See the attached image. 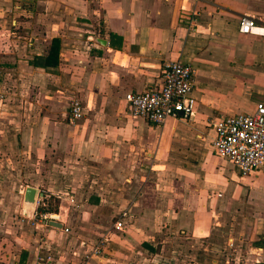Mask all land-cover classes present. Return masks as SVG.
Returning a JSON list of instances; mask_svg holds the SVG:
<instances>
[{"label": "crops", "instance_id": "obj_1", "mask_svg": "<svg viewBox=\"0 0 264 264\" xmlns=\"http://www.w3.org/2000/svg\"><path fill=\"white\" fill-rule=\"evenodd\" d=\"M175 60L194 116L133 117L126 96ZM0 73V110L24 105L0 128V264L264 263V168L213 149L221 116L264 103V0H0ZM27 187L59 200L62 228L15 224Z\"/></svg>", "mask_w": 264, "mask_h": 264}, {"label": "built area", "instance_id": "obj_2", "mask_svg": "<svg viewBox=\"0 0 264 264\" xmlns=\"http://www.w3.org/2000/svg\"><path fill=\"white\" fill-rule=\"evenodd\" d=\"M257 21L252 17H242L239 31L255 34ZM194 88L193 68L180 61H170L164 65L161 86L131 93L126 96L133 117L143 118L149 123L162 126L170 118H191L195 114L196 100L192 95ZM84 117V107L78 99H72L68 121L75 125ZM215 139L213 149L216 155L231 162L242 175H250L264 168V103H258L251 113L221 116L214 124ZM36 200V205L39 204ZM27 218L28 212L24 213ZM43 224L59 221V213L40 215ZM122 222L115 223L122 228ZM68 231V230H66ZM33 264H52L50 255L39 256Z\"/></svg>", "mask_w": 264, "mask_h": 264}, {"label": "rangeland", "instance_id": "obj_3", "mask_svg": "<svg viewBox=\"0 0 264 264\" xmlns=\"http://www.w3.org/2000/svg\"><path fill=\"white\" fill-rule=\"evenodd\" d=\"M4 94H5V92H2V89H1V91H0V100H1V97ZM73 99H75V98H73ZM7 106L8 107H7L6 110H3L2 108L0 110V113H1L0 114V117H1L0 118V128L1 129H3L5 127V123H3V122L7 123L8 121H10V119L11 120H16L15 118H17V116L21 112L22 107L24 105L18 103L17 101L7 100ZM69 107H70V104H69ZM18 110H20V112L17 113ZM68 113H69V110H68ZM12 123L14 124L15 122H12ZM8 125H10V124H8ZM14 158L18 159V156H14ZM9 159L10 160L12 159V155L10 153H1L0 152V161L4 160L6 163L11 164ZM37 200L40 201L39 204H37V205L35 204L32 207L25 206V203H23V207L20 208L18 214L16 216H14V218L18 222V223H15V224L20 225V226L36 227V225L38 223H42V221H41L42 218L40 217V215H43V214H46V213H59L58 209L56 211L55 210L54 211L41 210V208H43V207H45V208L50 207L52 209H55L57 204H58V208H59V202L57 203V201H55V197H54L53 200H48V201L46 200L49 203L45 202L44 198H41V197H37ZM25 212H28L30 214V216L26 218L24 216ZM180 252H181L180 255H183V249H180Z\"/></svg>", "mask_w": 264, "mask_h": 264}, {"label": "water", "instance_id": "obj_4", "mask_svg": "<svg viewBox=\"0 0 264 264\" xmlns=\"http://www.w3.org/2000/svg\"><path fill=\"white\" fill-rule=\"evenodd\" d=\"M43 196L42 194H39V190L34 187H27L25 191V199L24 203L25 206L32 207L35 205L37 197ZM50 225L56 228H62V225L56 221H50Z\"/></svg>", "mask_w": 264, "mask_h": 264}, {"label": "trees", "instance_id": "obj_5", "mask_svg": "<svg viewBox=\"0 0 264 264\" xmlns=\"http://www.w3.org/2000/svg\"><path fill=\"white\" fill-rule=\"evenodd\" d=\"M56 55H57V53L53 51V53L49 56V60L54 59V57H56ZM53 199H54L53 196H50V197H44L45 202H47L48 200H53ZM46 200H47V201H46ZM55 201H57V203L59 202V200L56 199V198H55ZM47 203H49V202H47ZM49 205H50V204H49ZM57 209H58V204H57V206H56L55 209H52V208H50V207H47V208L43 207V208H41V210H44V211H54V210L56 211ZM260 264H264V263H260Z\"/></svg>", "mask_w": 264, "mask_h": 264}]
</instances>
